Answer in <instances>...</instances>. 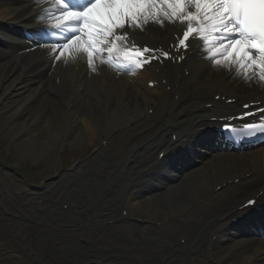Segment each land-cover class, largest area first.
Here are the masks:
<instances>
[{
    "label": "bare ground",
    "instance_id": "1",
    "mask_svg": "<svg viewBox=\"0 0 264 264\" xmlns=\"http://www.w3.org/2000/svg\"><path fill=\"white\" fill-rule=\"evenodd\" d=\"M44 3L50 4L48 0H0V133L5 139L19 137V158L34 162L51 148L59 149L66 134L67 142L80 147L103 131L105 138L101 141L106 143L77 166L85 177L77 185L74 179L72 193L67 191L60 202V186L34 199L13 176L0 175V188L14 195L17 214L24 217L27 213L35 221L54 217L60 221L70 211L68 208L55 213L56 204L89 213L93 202L98 203L103 207L101 219H80L76 224L83 237L97 246L95 260L89 264H264V243L258 245L225 233L219 223L228 205L241 196L242 186L253 188L264 181V146L241 153L218 147L209 159L183 173L175 171L172 181L166 183L160 179L167 167L155 164V156L161 145L159 132H167L170 127L163 118L164 127H156L152 120L160 108L175 100L185 101L177 115L199 106L198 97L182 91L185 72H193L196 86L244 94L262 93L260 73L245 69L248 75L244 82L238 79L241 74L231 81L223 65L210 66L209 60H203L194 48L183 54L181 63H169L157 72L158 65L133 75L106 68L99 74H89L81 62L72 63L70 57L64 59V66L59 62L54 67L59 55L58 51L51 52L54 48L47 51L38 45L30 46L25 38L3 31L8 24L19 29L31 26L37 18L55 16L39 14ZM173 29L166 22L163 26L151 22L139 29L134 39L165 49L175 42ZM151 80L157 82L156 88L148 86ZM208 95L209 92L204 93L205 97ZM192 99L196 100L186 105ZM178 120L174 118L171 123ZM212 149L205 151L210 153ZM51 163H57V158ZM217 185L221 188L216 190ZM40 200L41 204L36 203ZM26 202L31 203L28 209ZM122 209L145 215L146 222L138 224L122 217ZM158 218L164 219L161 225L153 222L161 221ZM65 223L55 224L62 234L68 231L66 227H74ZM32 232L34 241L28 243L33 246L31 254L38 257L33 260L29 255L21 256L13 246L3 243L5 234L1 232L0 264H54L50 253L41 246L46 235L37 229ZM36 240L41 243L39 246ZM221 243L226 248L213 257L212 251ZM57 250L66 253L68 246L64 243Z\"/></svg>",
    "mask_w": 264,
    "mask_h": 264
},
{
    "label": "snow or ice",
    "instance_id": "2",
    "mask_svg": "<svg viewBox=\"0 0 264 264\" xmlns=\"http://www.w3.org/2000/svg\"><path fill=\"white\" fill-rule=\"evenodd\" d=\"M54 3L52 28L64 40L54 47L59 52L57 60L83 55L95 72V60L107 55L110 60L101 63L117 62V68L124 66L130 71L140 69L157 58V50L138 47L128 34L130 29L143 30L151 22L160 26L179 22L186 25V30L175 38L176 43L169 46V51L163 52L164 58L175 59L171 49L179 54L195 43L202 57L214 65L236 64L237 71L259 69L260 80L264 81V0H54ZM231 124L232 119L225 118L223 127L230 133L234 131ZM245 130L252 135L264 134V123L246 124ZM253 203L247 202L249 206Z\"/></svg>",
    "mask_w": 264,
    "mask_h": 264
},
{
    "label": "rangeland",
    "instance_id": "3",
    "mask_svg": "<svg viewBox=\"0 0 264 264\" xmlns=\"http://www.w3.org/2000/svg\"><path fill=\"white\" fill-rule=\"evenodd\" d=\"M0 141L2 142V144H0V157L1 158H6V154L8 152V150H11V154H10V161L12 163L15 164H20V165H25V166H35L37 167L36 169H30L29 174L32 180H37L36 178H41L44 176H47L50 174V172L53 169V167L48 168V163H46V158L48 157V153L44 154L43 158H40V160L34 162L33 160H31L30 158H22L20 159L18 156V152H17V146L16 145L19 141L17 142H11V139H5L2 135V133H0ZM10 146V147H9ZM2 160V159H0ZM4 161V160H2ZM8 167H10L8 165ZM57 167V166H56ZM40 185V184H39ZM9 205V201L8 204L5 203L3 200L0 201V211H1V217H0V230L2 232H4L6 234V239L7 241L10 240V242L14 239L16 243H18V245L22 248H26L27 244L25 243V236L27 233L30 232V230L33 227H37L36 222L34 221H26V220H16L14 218L15 214L13 213H9V212H4L2 213V205ZM39 227H41L39 225ZM42 229V227H41ZM49 239H51L50 236H48ZM46 242V246L48 248H51L52 245L55 244V241H45ZM222 248H225L222 246ZM80 249V246L79 248ZM83 252H85L84 250H82Z\"/></svg>",
    "mask_w": 264,
    "mask_h": 264
}]
</instances>
